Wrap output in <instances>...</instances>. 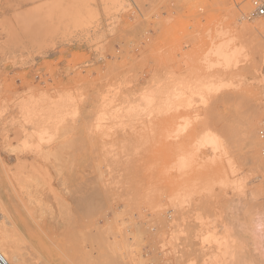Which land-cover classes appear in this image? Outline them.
<instances>
[{
    "label": "rangeland",
    "instance_id": "1",
    "mask_svg": "<svg viewBox=\"0 0 264 264\" xmlns=\"http://www.w3.org/2000/svg\"><path fill=\"white\" fill-rule=\"evenodd\" d=\"M52 1L0 0V163L10 170L40 165L47 174L45 181L29 178L16 190L30 209L28 218L10 206V216L32 233L31 239L18 234L24 258L65 264L69 252L75 264H264V40L243 29L264 20L243 18L250 0H88L79 9L63 0L64 16L45 14ZM32 14L36 19L23 30L19 19ZM211 69L206 82L220 89L205 93L202 103L189 90ZM39 111L55 140L36 156L23 144H33L35 124L25 121ZM204 129L227 153L218 162L207 145L192 174L171 178L167 162L195 145ZM189 175H197L196 182ZM5 184L2 195L11 202L16 193ZM171 192L195 196L193 210L185 208L192 212H183L186 220L178 219L182 211L165 209L163 196ZM196 196L213 204L205 201L204 208ZM2 217L0 232L15 233L9 225L2 228ZM165 225L177 239L166 236ZM165 242L173 245L168 251Z\"/></svg>",
    "mask_w": 264,
    "mask_h": 264
},
{
    "label": "bare ground",
    "instance_id": "2",
    "mask_svg": "<svg viewBox=\"0 0 264 264\" xmlns=\"http://www.w3.org/2000/svg\"><path fill=\"white\" fill-rule=\"evenodd\" d=\"M63 0H53L52 1V9L50 10V11H47V13H45V14H50V13H52L53 12V10L54 11H57V13H59L61 16L63 15H65V13H66V11H64V8L63 7H60V5H61V2H62ZM88 0H72V2H73V7H75L76 9H79V8H83L84 7V5L86 4V2H87ZM42 2V1H41ZM47 4V3H46ZM45 4V5H46ZM46 7V6H45ZM44 7V8H45ZM42 10V9H41ZM25 11V10H24ZM35 13V12H34ZM36 15V14H35ZM40 16V15H39ZM38 17V16H37ZM49 17H50V15H49ZM52 17V16H51ZM36 18H35V16L32 14V16H23V17H21L19 20L21 21V28L23 29V30H26V29H28V27H29V24L31 23V21H34ZM243 29H246L247 31H249V30H252V31H255L256 33H258L259 34V36L264 40V22L262 21V22H260V23H258L256 26H254V27H252V29L251 28H243ZM239 46H243V45H241V44H239ZM261 61H262V63H263V67H264V53L261 55ZM207 72V71H206ZM212 72H214L212 69L211 70H208V72H207V75H206V77L207 78H205V80H203L204 82H199V84H197V83H195L196 84V87H195V84L194 83H192V84H194V89H191V90H189V91H191V93H192V91H193V95H196V96H198V97H200V99H201V101H202V103L203 102H206L205 100V98H204V96L207 94V93H215V92H218L219 91V89H220V87H217V85H216V83L215 84H208L207 82V80L208 79H210L211 77L210 76H208L209 74L210 75H212L211 73ZM200 81V80H199ZM207 81V82H206ZM198 82V81H197ZM191 83V82H190ZM180 84V83H179ZM191 84V85H192ZM189 86V85H188ZM188 86H187V88L186 89H189L188 88ZM190 88H193L192 86L190 87ZM178 89V88H177ZM182 92L181 90H176V92ZM184 91H185V88H184ZM206 93V94H205ZM174 95V94H173ZM175 96H177V95H175ZM191 96H192V94H191ZM207 97H208V95H207ZM187 98V97H186ZM199 99V98H198ZM171 101V100H170ZM195 101V100H194ZM187 102H188V100H187ZM147 104H149V103H147ZM172 106V105H171ZM169 107V106H168ZM172 107H174V106H172ZM26 108V107H25ZM174 111V110H173ZM195 115V114H194ZM28 116V113H27V110L25 109H23V111H22V113L20 114V117H23V120H25L26 119V117ZM45 115H44V113H42V115H41V112L39 111L38 113H36V114H34V115H31V116H29V119H27V121H25L26 123H28V124H31V125H33L34 126V124H35V131L32 133V136L30 137V139H32V142H33V144H31V145H28V143H26L25 142V144H23V148L25 147V149L27 148V149H29L30 151L28 152V154H33V155H36V156H41L42 154H41V147L42 146H44V145H50L52 142H54V140H55V134L53 135L51 132H50V129L48 130V128H47V126H46V121L48 120V119H45V117H44ZM17 118V117H16ZM202 121V120H201ZM202 122H204V121H202ZM207 123V122H206ZM183 124V123H182ZM48 125V124H47ZM22 126H25V124L23 125L22 124ZM183 126V125H182ZM205 126H207L206 124H205ZM174 127V126H173ZM218 127V126H217ZM232 127V126H231ZM249 129H248V132H246V135H247V138L248 139H250V141L251 142H253L256 138H255V135L253 134V131H254V129H253V127L254 126H250L249 125ZM12 128V127H11ZM22 128V127H21ZM179 128V127H178ZM203 128H205V129H208V127L206 128V127H204V125H203ZM202 128V129H203ZM223 128V130H224V127H221V129ZM25 129V128H24ZM24 129H23V131H24ZM205 129H204V132H205ZM220 129V130H221ZM29 130V129H28ZM175 130V129H174ZM181 130V129H180ZM210 130V129H209ZM209 130H207L204 134H202L201 135V137H199V139H197V142L195 143V145H189V147L188 148H186L185 147V149H179L178 151H176V153H175V157L173 158V160L172 161H168L167 163H168V165L166 166V170H167V173L169 174V176L171 177V176H173V177H175V176H177V177H179V179L181 180L182 178H184V177H187V175L188 174H186V173H188V171L190 172V170L192 169H194V168H192L193 167V164H195V166L194 167H196V159L197 158H199L200 159V157H202V154H204V152H203V149H204V147L205 146H210L211 147V150L213 151V153H214V158L216 159V158H218V157H220V156H222V155H224L225 153H227L226 151H225V144L223 143V142H221L219 139H218V136H215V135H213ZM223 130H221V131H223ZM203 131V130H202ZM232 131H233V127H232ZM235 131V130H234ZM62 132V131H61ZM200 132V131H199ZM63 133V132H62ZM62 133H60V135L61 136H63L62 135ZM174 133H175V131H174ZM181 133V132H180ZM180 133H177L178 135L180 134ZM16 134V133H15ZM176 134V133H175ZM176 134V135H177ZM22 135V134H21ZM28 135V134H27ZM68 135V134H67ZM3 136V135H2ZM200 136V135H199ZM234 136H236V135H233L232 136V138H234V139H232L231 141L233 142H235V137ZM12 137V136H11ZM190 137V136H189ZM188 137V138H189ZM187 138V137H186ZM11 139V138H10ZM59 139H62V137L60 138L59 137ZM71 139V138H70ZM71 140H74V139H71ZM186 140V139H185ZM257 141H258V139H257ZM15 142V141H14ZM17 142V141H16ZM192 142H194V140L192 141ZM30 143V142H29ZM70 143L72 144L73 142H71L70 141ZM69 143V144H70ZM182 143V142H181ZM230 143V142H229ZM8 144H10V142L8 143ZM74 144V143H73ZM175 144H177V143H175ZM174 144V145H175ZM183 144H185V143H183ZM191 144V143H190ZM4 145L6 146V141L4 142ZM61 145V144H60ZM9 146V145H8ZM12 146H13V144H12ZM73 145H70V147H72ZM178 146H179V144H178ZM192 146V147H191ZM230 146V145H229ZM254 146V145H253ZM62 147H63V145H62ZM61 146H59L58 148H62ZM69 147V148H70ZM175 147V146H174ZM10 148V147H9ZM13 148V147H12ZM33 148V149H32ZM57 148V147H56ZM57 148V149H58ZM63 149V148H62ZM62 149H60V151L62 150ZM46 150V149H45ZM70 150H72L71 148H70ZM74 150H75V148H74ZM56 151V150H55ZM55 151H54V154H55ZM53 152V151H52ZM174 152V151H173ZM72 153H74V151L72 152ZM48 154V153H47ZM50 154H51V152H50ZM69 154V153H68ZM174 154V153H173ZM14 155V154H13ZM17 155V154H16ZM55 155H58V153H56ZM54 155V156H55ZM72 155V154H71ZM169 155V154H168ZM4 156V155H3ZM12 156V155H11ZM25 156V155H24ZM44 156H46V155H44ZM48 157H49V155H47ZM167 156V155H166ZM174 156V155H173ZM58 157V156H57ZM72 157V156H71ZM1 158V157H0ZM26 158V157H25ZM44 158H46V157H44ZM50 158V157H49ZM213 158V159H214ZM47 159V158H46ZM58 159V158H57ZM59 159H60V156H59ZM214 159V160H215ZM1 160V159H0ZM17 160V159H16ZM48 160V159H47ZM217 160V159H216ZM40 161V160H39ZM218 161V160H217ZM217 161H215V163L217 162ZM60 160H59V164H60ZM219 162V161H218ZM208 163V162H207ZM5 164V163H4ZM58 164V165H59ZM65 164V163H64ZM198 164V163H197ZM163 165V164H162ZM202 165V164H201ZM247 165V164H246ZM52 166V165H51ZM164 166V165H163ZM163 166H161V167H163ZM213 166H215V164L213 165ZM219 166H220V163H219ZM242 166V165H241ZM42 167V166H41ZM56 167V166H55ZM58 168H59V166H57ZM57 167H56V169H57ZM160 167V168H161ZM221 167H222V165H221ZM236 167V166H235ZM207 168V167H206ZM213 168V167H212ZM218 168V165H217V167H216V169ZM230 168V167H229ZM234 168V167H233ZM256 168V167H255ZM38 169V167L37 166H34L33 168L30 166V168H29V164H28V166H27V164H25V163H23L18 169H15V170H10V169H7V168H4L3 166H2V164L0 163V214H2V219H3V223H2V228L3 229H5V227H6V225H9L10 227H11V229H13V230H11L10 232H15V233H13V234H11V233H8L9 232V230L6 232L5 230L2 232H0V253L2 254V256L4 257V260H5V262H8V264H32V259L31 258H28V259H25L24 258V255L20 252V248L17 246V244H18V242H17V240H19L20 239V237L18 236V234H19V232L21 233V234H23V237H26V238H28V239H31L32 238V233H27L26 234V232H25V230L27 229V226H26V224H23V223H18L14 218H13V216H10V206L13 204V203H15L18 207H20V209L22 210V214L26 217V218H28V216H29V211H30V209H28V207L25 205V204H23V202H22V200H21V198H20V196L18 195V193H17V191L16 190H18L19 192H21L24 188H25V186H24V184L27 182V180H29V178H33V179H38V178H40L41 180H44V176L45 175H47L46 173H44V171L43 170H41L42 168H40V165H39V169ZM50 169H52V167L50 168ZM55 169V168H54ZM199 169V168H198ZM208 169V168H207ZM211 169V168H210ZM215 169V168H214ZM222 169V168H221ZM236 169H238V167H236L235 168V170ZM45 170V169H44ZM166 170H164L163 171V173H165V171ZM202 170V169H201ZM205 170V169H204ZM212 170V169H211ZM229 170V169H228ZM195 171H196V168H195ZM203 171V170H202ZM215 171H217L218 172V170H215ZM215 171H214V173H215ZM219 171H220V169H219ZM229 171H231V170H229ZM197 172H198V170H197ZM211 171H209L208 173H210ZM212 172H213V170H212ZM216 172V173H217ZM221 172V171H220ZM239 172V171H238ZM162 173V172H161ZM160 173V174H161ZM199 173V172H198ZM206 173V172H205ZM213 173V174H214ZM234 173V172H233ZM166 174V173H165ZM190 174H192L191 172H190ZM207 174V173H206ZM205 174V175H206ZM217 174H219V173H217ZM216 174V175H217ZM230 174H231V172H230ZM236 174V173H235ZM186 175V176H185ZM202 175V174H201ZM204 175V174H203ZM210 175H212L211 173H210ZM221 175V174H220ZM228 175V174H227ZM238 175V174H237ZM164 176V175H163ZM167 176V175H166ZM168 176V177H169ZM190 176V175H189ZM197 175H195L193 178H195V182H196V177ZM232 176H233V174H232ZM249 176V175H248ZM37 177V178H36ZM47 177V176H46ZM46 177H45V179H46ZM173 177H171V178H173ZM191 177V176H190ZM191 177V178H192ZM199 177V176H198ZM215 177V176H214ZM222 177H223V174H222ZM234 177V176H233ZM48 178V177H47ZM206 178H209V180H210V177L208 176V174H207V176H206ZM161 179H163V178H161ZM175 179V178H174ZM204 179V178H203ZM212 179V181H213V178H211ZM224 179V178H223ZM242 179V178H241ZM241 179H240V181H241ZM32 180V179H31ZM183 180V179H182ZM185 180V179H184ZM188 180H189V178H188ZM191 180V179H190ZM197 180H200V178H198ZM201 180H202V178H201ZM208 179L207 180H205L204 179V181L203 182H205V181H207V183H208V181H209ZM216 180V179H215ZM2 181H5L6 182V184L5 185H7V188L10 190V193H11V191L12 192H14L13 194H15V195H13V196H15V198H13V200H11V202H8V201H6L5 199H4V197H3V195H2V191H3V186L1 185V182ZM30 181V180H29ZM45 181V180H44ZM61 181V180H60ZM72 181V180H71ZM162 182H164L163 180H161ZM211 181V180H210ZM209 181V182H210ZM211 181V182H212ZM239 180H238V182H240ZM248 181V180H247ZM251 181V180H250ZM62 182V181H61ZM61 182H60V184H61ZM64 182V181H63ZM74 182V181H73ZM75 182H77L76 180H75ZM171 182H172V180H171ZM187 182V181H186ZM201 182L202 181H199V183L201 184ZM202 182V183H203ZM215 182V181H214ZM219 182V181H218ZM231 182H232V180H231ZM59 183V182H58ZM175 183V182H174ZM182 183V182H181ZM188 183H190L189 181H188ZM187 183V184H188ZM207 183H203V185L204 184H207ZM216 183V182H215ZM222 183V185H223V181L221 180V182L219 183V184H221ZM57 184V183H56ZM62 184H64V183H62ZM70 184V183H69ZM73 183H71V185H72ZM77 184V183H76ZM164 184H165V182H164ZM171 184V183H170ZM178 184V183H177ZM177 184H176V187H177ZM186 184V185H187ZM210 185H211V183H209ZM213 184V183H212ZM217 184V183H216ZM233 184V183H232ZM235 184V183H234ZM233 184V185H234ZM241 184V183H240ZM70 185V186H71ZM161 185V184H160ZM181 185V184H180ZM199 185V184H198ZM239 185V184H238ZM62 186V185H61ZM63 186H66V184H64ZM62 186V187H63ZM67 186H68V184H67ZM66 186V187H67ZM69 186V187H70ZM104 186V185H103ZM188 186L190 187L191 185L190 184H188ZM205 186V185H204ZM207 186V185H206ZM236 186V185H235ZM242 186V185H241ZM73 187H75V185H73ZM162 187V186H161ZM169 187V186H168ZM178 187H179V185H178ZM183 187H185V188H182V190L184 189V191H185V189L187 188L185 185H183ZM202 187V185L200 186V188ZM208 187V186H207ZM210 187V186H209ZM208 187V188H209ZM219 187H220V185H219ZM222 187V186H221ZM234 187V186H233ZM237 187V186H236ZM60 189H61V187H59ZM104 188V187H103ZM159 189H160V187H158ZM172 187H171V185H170V188L169 189H171ZM226 188V187H225ZM63 189V188H62ZM72 189V188H71ZM180 190H181V188H179ZM192 190H193V188H191ZM191 189H188V190H191ZM203 189V188H202ZM233 189H239L238 187L237 188H233ZM105 190H108V189H105ZM158 190V189H157ZM199 190H201V189H199ZM209 190V189H208ZM75 191V189L72 191V192H74ZM76 191H77V189H76ZM171 191H174V190H171ZM196 191V190H195ZM202 191V190H201ZM204 191V190H203ZM236 191V190H235ZM245 191H246V189H245ZM65 192L66 193H68V191H67V188H66V190H65ZM105 192H107V191H105ZM181 192V191H180ZM180 192H175V193H173V192H171V193H173V194H170L169 193V195H166V196H168V198H166L165 196H163L165 199H166V201H167V199H168V206H166V207H168V208H165V209H169V208H171L172 209V212L173 211H178V212H180V211H182L181 213H180V215L181 214H183V212H184V214H189V213H191L192 212V206L195 204H193V201H195V198H193V196L194 195H191V193H180ZM192 192V191H191ZM194 192V191H193ZM192 192V193H193ZM200 192V191H199ZM206 192V191H205ZM205 192H203V193H205ZM208 192L209 191H207V193H205V194H207L206 196L208 197L207 199H209V196H211V192H209V195H208ZM243 192H244V190H243ZM55 193V192H54ZM196 193V192H195ZM63 194V193H62ZM71 193L69 192V194L68 195H70ZM21 195V194H20ZM65 195H67V194H65ZM77 195V194H76ZM164 195V194H163ZM9 196V195H8ZM8 196H7V199H8ZM13 196H11L10 195V197H13ZM158 196V195H157ZM205 196V197H206ZM23 197V196H22ZM72 197V196H71ZM159 197V196H158ZM163 197H161V199L163 198ZM195 197V196H194ZM197 197V196H196ZM197 198H199L197 201L200 203V204H203L205 201H206V199L205 200H203V199H201V196L200 197H197ZM10 199V198H9ZM69 199V198H68ZM73 199V198H72ZM78 199V198H77ZM155 199H157V197L155 198ZM161 199H159V200H161ZM211 199V198H210ZM216 199V198H215ZM76 202V201H75ZM202 202V203H201ZM206 202H208V201H206ZM205 202V203H206ZM212 202V201H211ZM210 202V203H211ZM77 203V202H76ZM159 203V202H158ZM164 203V202H163ZM209 203V202H208ZM207 203V204H208ZM209 203V204H210ZM73 204V203H72ZM90 204V203H89ZM167 204V203H166ZM193 204V205H192ZM196 204H197V202H196ZM212 204H213V202H212ZM218 204V203H217ZM157 205H159V204H157ZM156 205V206H157ZM163 205V204H162ZM198 205V204H197ZM196 205V206H197ZM204 205V204H203ZM202 205V206H203ZM73 206H76V204L75 205H73ZM90 206H92L91 204H90ZM160 206H161V203H160ZM165 206V205H164ZM192 208H191V207ZM196 206H194L195 208H196ZM202 206H200V207H202ZM212 206V205H211ZM214 206V205H213ZM88 207V206H87ZM162 207V206H161ZM204 208H205V205L203 206ZM202 207V208H203ZM209 208H210V206H208ZM207 207V208H208ZM217 207H218V205H217ZM90 208V207H89ZM185 208L187 209L188 208V210H190L189 208H191L192 210H191V212H189V211H187V212H185ZM199 208V207H198ZM74 209H75V207H74ZM156 209H158V208H156ZM183 209H184V211H183ZM201 208H199V210H200ZM212 209V208H211ZM89 210H91V209H89ZM159 210H161L160 211V213L163 211L162 210V208L161 209H159ZM158 211V210H157ZM194 211H196V210H194ZM201 212H202V210H200ZM199 211V212H200ZM205 211H207V209L205 210ZM215 211V210H214ZM217 211V210H216ZM70 212V211H69ZM75 212H76V209H75ZM196 212H198V211H196ZM204 212V211H203ZM9 213V214H8ZM159 213V212H158ZM165 213H166V210H165ZM205 213V212H204ZM209 213V212H208ZM207 213V214H208ZM173 214V213H172ZM183 214V215H184ZM202 214V213H201ZM178 215V219L180 220H184L185 218H183V217H185L186 215H182V218H181V216H179V213L177 214ZM177 215H173V216H177ZM191 215V214H190ZM196 215H197V213H196ZM196 215H195V217H196ZM198 215H200V213L198 214ZM206 215V214H205ZM214 215V214H213ZM207 216V215H206ZM211 216V215H210ZM158 217H160V215L158 216ZM194 217V216H193ZM198 217V216H197ZM201 217V216H200ZM189 218V217H188ZM190 218H192V217H190ZM199 218V217H198ZM206 218V217H205ZM78 220V219H77ZM172 220H174V219H172ZM182 220V221H183ZM186 220V219H185ZM190 220V219H189ZM196 220V219H195ZM201 220H203V217H202V219ZM163 221H165V220H163ZM77 222V221H76ZM162 222V221H161ZM181 222V221H180ZM179 222V223H180ZM186 222V221H185ZM190 222V221H189ZM192 222V221H191ZM199 222V221H198ZM202 222V221H201ZM205 222V221H204ZM213 222V221H212ZM163 223V222H162ZM165 223H166V221H165ZM71 224V223H70ZM169 224V223H168ZM175 224V223H174ZM174 224L172 225V223H171V225H172V227L174 226ZM163 225V224H162ZM171 225H168L169 227H171ZM165 226H167V225H165ZM167 226V227H168ZM210 226H212V225H210ZM167 227H165V228H167ZM167 228L168 229V234H166V236L167 235H169V234H173L174 232H175V230L174 231H172L171 233H170V231L171 230H173V229H170V228ZM176 227H177V225H176ZM202 227H203V225H202ZM175 228V227H174ZM180 228V227H179ZM166 229V230H167ZM182 229V228H181ZM184 229H186L185 227H184ZM193 229H194V227H193ZM203 229V228H202ZM72 230V229H71ZM70 230V231H71ZM170 230V231H169ZM180 230V229H179ZM178 230V231H179ZM183 230V229H182ZM195 230V229H194ZM185 231V230H184ZM206 231V230H205ZM180 232V231H179ZM183 232V231H182ZM67 233V232H66ZM162 233V232H161ZM175 233H177V231L175 232ZM175 233L173 234V235H175ZM185 233V232H184ZM187 233V232H186ZM194 233H196V230H195V232L193 231V234ZM200 234H201V232H200ZM205 234V233H204ZM165 235V234H164ZM173 235H172V238H174L173 237ZM187 235V234H186ZM189 235V234H188ZM202 235V234H201ZM64 236V235H63ZM170 236V235H169ZM176 236V235H175ZM179 236V235H178ZM191 236H192V233H191ZM191 236H188L189 238L191 237ZM81 237V236H80ZM185 237V236H184ZM183 237V238H184ZM187 237V236H186ZM195 237V236H194ZM194 237H191V239L192 238H194ZM163 238V237H162ZM169 238V237H168ZM172 238L170 237V239H171V242L170 243H172V242H174L173 240L175 239H173L172 240ZM205 238V237H204ZM91 239V238H90ZM176 239H177V236H176ZM175 239V240H176ZM187 239V238H186ZM195 240H197V239H195ZM205 240V239H204ZM168 241H169V239H168ZM206 241V240H205ZM73 242V241H72ZM85 242V241H84ZM127 242V241H126ZM132 242V241H131ZM185 242H187V241H185ZM182 243V244H186V243ZM197 242V241H196ZM114 243V242H113ZM130 243V242H129ZM135 243H136V241H135ZM170 243H168V245H167V243L165 242L163 245H167L166 247H167V251L169 250L168 249V246H170ZM191 243H192V241H191ZM203 243V242H202ZM109 244H112V243H109ZM119 244H120V242H119ZM132 244H134V242H132ZM131 244V245H132ZM172 244H174V243H172ZM176 244V243H175ZM190 244V243H189ZM193 244V243H192ZM63 245H65V243L63 244ZM139 245V244H138ZM178 245V244H177ZM176 245V246H177ZM66 246V245H65ZM74 246V245H73ZM114 246V245H113ZM171 246H173V245H171ZM171 246L169 247V248H171ZM183 246V245H182ZM60 247V246H59ZM62 247V246H61ZM116 247H117V245H116ZM133 247V246H132ZM131 247V248H132ZM164 247V246H163ZM162 247V248H163ZM181 247V246H180ZM179 247V248H180ZM200 247V246H199ZM65 248H67V247H65ZM64 248V249H65ZM70 248V247H69ZM115 247H113V249H114ZM134 248V247H133ZM138 248V247H137ZM173 248H175V247H173ZM176 248H178V247H176ZM79 249V248H78ZM106 249V248H105ZM122 249V248H121ZM166 249V248H165ZM187 249H189V248H187ZM186 249V250H187ZM61 250H63V249H61ZM115 250V249H114ZM131 250V249H130ZM184 250V249H183ZM68 250H65L64 252H67ZM69 251L71 252V250L69 249ZM82 251V250H81ZM127 251V250H126ZM134 251V250H133ZM171 251V250H170ZM174 251V250H173ZM190 251V250H189ZM62 252V251H61ZM64 252H62L63 254H64ZM136 252V251H135ZM182 252V251H181ZM69 253V252H68ZM68 253H66L67 255H69V257H71L70 255H72V254H68ZM87 253V252H86ZM89 253V252H88ZM107 253V252H106ZM165 254H166V251L164 252ZM168 253V252H167ZM172 253V252H171ZM180 253V252H179ZM182 253H184V252H182ZM195 253V252H194ZM175 254V253H174ZM189 254H191V251H190V253ZM242 254V253H241ZM94 255V254H93ZM104 255V254H103ZM121 255V254H120ZM131 255V254H130ZM168 255V254H167ZM180 255V254H179ZM179 255H178V257H179ZM97 256H100V255H97ZM97 256H95V258H97ZM105 256H110V255H104L103 257H105ZM118 256V255H117ZM58 257V256H57ZM69 257L67 258V262H65V264H75L74 262H73V260L72 259H69ZM91 257V256H90ZM102 257V258H103ZM123 257V256H122ZM134 257V256H133ZM167 256H165V258H166ZM243 257V256H242ZM99 258V257H98ZM97 258V259H98ZM111 258V257H110ZM116 258V257H115ZM118 258H121V257H118ZM164 258V257H163ZM174 258H175V256H174ZM180 258V257H179ZM61 259V258H60ZM78 259L79 258H76L75 260V262H77L78 261ZM93 259H94V257H93ZM97 259H95V260H97ZM100 259H101V257H100ZM99 259V260H100ZM106 259V258H105ZM107 259H109V257L107 258ZM86 260V259H85ZM92 260V259H91ZM98 260V261H99ZM104 260V259H103ZM102 260V261H103ZM109 260H111V259H109ZM120 260V259H119ZM133 260V259H132ZM176 260V259H175ZM182 260H183V258H182ZM111 261H113V260H111ZM110 261V262H111ZM172 260L170 259V262H171ZM179 261V260H178ZM177 261V262H178ZM181 261V260H180ZM242 261V260H241ZM251 261V260H250ZM5 262L2 260V263L3 264H5ZM80 262V261H79ZM79 262H77L78 264H79ZM86 262H87V260H86ZM106 262V261H105ZM104 262V263H105ZM116 262V261H115ZM118 262H120V261H118V259H117V263ZM164 262H167L166 260L164 261ZM176 262V263H177ZM184 262V261H183ZM106 263H109V261L108 262H106ZM105 263V264H106ZM113 263V262H112ZM140 263V262H139ZM174 263V262H173ZM247 263H249V262H247ZM251 263H253V262H251ZM80 264H81V262H80ZM84 264V263H83ZM87 264H88V262H87ZM96 264H98L97 263V261H96ZM118 264H120V263H118ZM122 264V263H121ZM136 264V263H135ZM168 264V263H167ZM183 264V263H182Z\"/></svg>",
    "mask_w": 264,
    "mask_h": 264
},
{
    "label": "built area",
    "instance_id": "3",
    "mask_svg": "<svg viewBox=\"0 0 264 264\" xmlns=\"http://www.w3.org/2000/svg\"><path fill=\"white\" fill-rule=\"evenodd\" d=\"M251 3V10L244 15V19L250 21L255 18H260L264 20V1L263 0H250ZM2 260L5 262L4 257L0 253V264L2 263ZM7 264V262H5Z\"/></svg>",
    "mask_w": 264,
    "mask_h": 264
}]
</instances>
